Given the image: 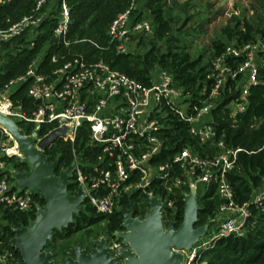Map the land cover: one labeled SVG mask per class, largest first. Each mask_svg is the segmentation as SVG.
Wrapping results in <instances>:
<instances>
[{
  "label": "built area",
  "instance_id": "built-area-1",
  "mask_svg": "<svg viewBox=\"0 0 264 264\" xmlns=\"http://www.w3.org/2000/svg\"><path fill=\"white\" fill-rule=\"evenodd\" d=\"M50 1L53 0H38L33 12L0 29V46L24 33L34 32L45 19L43 7ZM54 1L60 5L54 35L60 36L68 30L69 10L65 0ZM133 9L134 5L117 15L107 28L108 41L115 44L117 52H128L132 37L153 30L149 20L133 18ZM263 54L262 40L225 46L212 60L213 84L201 105L189 102L183 90L174 84L172 75L164 70L151 75L150 83L145 85L111 69L102 60L89 62L83 55H77L57 68L53 72L55 77L48 80L37 73L38 61L34 60L24 75L10 80L0 91L8 94L6 103L0 106V114L17 122L28 136L36 132L35 145L51 130L63 124L70 127V133L62 138L70 143L74 167L70 192L83 191L85 202L96 212L112 213L120 208L121 201L136 193L145 194L146 198L155 196L163 204L161 213L166 228L173 221L169 213L172 214L170 210L174 208L176 189L185 194L190 185H194L196 195H202L213 188L220 201L217 210L220 221L209 239H200L192 250L183 252V264H191L198 261L201 250L216 238L242 236L251 206H264V180L253 191L249 202L240 204L235 200L228 173L234 168L240 149L218 139L211 123L215 100L230 80L242 82V101L233 102L232 111L243 110L247 86L256 83L258 68L264 63ZM52 61H56L55 56ZM27 79L30 80L27 94L34 107L24 110L21 105L13 104L9 94ZM174 117L187 125L188 133L203 146L205 154L183 147L169 160L154 162L153 159L167 148L163 129L169 127ZM82 126L88 137L79 147L76 140ZM42 129L46 131L39 133ZM2 132L0 208L34 213L35 218L37 209L42 206L34 200L32 192L14 186L12 161H23V156L16 141L4 129ZM198 185H202L201 189ZM185 186L187 192L183 191ZM120 246L121 243L115 242L108 247L116 253ZM17 262L0 239V264Z\"/></svg>",
  "mask_w": 264,
  "mask_h": 264
},
{
  "label": "trees",
  "instance_id": "trees-1",
  "mask_svg": "<svg viewBox=\"0 0 264 264\" xmlns=\"http://www.w3.org/2000/svg\"><path fill=\"white\" fill-rule=\"evenodd\" d=\"M38 0H0V29L6 28L19 21L24 15L35 9ZM69 10L68 30L60 36L54 35L60 13L59 2L52 10L51 16L45 18L36 34L24 33L0 46V91L10 80L24 75L34 60L38 61L37 73L52 80L53 72L66 61L77 55H83L89 62L102 60L113 70L141 81L150 83L151 70L159 67L173 77L174 84L181 88L192 104L201 105L209 92L213 80L210 77V64L203 63L201 57H192L188 49L178 44H171L166 40L165 49L161 50L153 44L144 54H134L131 51L117 52L115 44L109 43L106 31L117 15L129 9L140 1L150 12L155 38L163 40L170 31L169 21L164 16L165 0H65ZM48 3V2H47ZM46 3V4H47ZM45 4V5H46ZM44 9V7H43ZM141 14L137 20L141 19ZM29 35V36H28ZM257 35L264 41V26L257 31ZM237 43L255 41L249 27L245 32H238ZM80 40V41H78ZM84 40V41H81ZM68 42V45H65ZM225 47L222 42L214 44L212 57L220 54ZM42 53V54H41ZM41 54V55H40ZM55 56L56 61H52ZM264 59V54H263ZM30 80L20 83L9 97L14 105H21L24 110L34 107L27 90ZM242 82L228 81L215 100L211 110V123L216 129L217 138L224 140L232 148L240 149L234 168L228 173V181L238 203L249 202L252 193L264 180V63L260 64L256 83L247 86L243 110L233 112L231 104L241 103L240 93ZM29 131V128L26 131ZM46 129L40 130L44 133ZM162 136L166 139L163 151L153 159L154 162H165L183 147H191L200 155L205 154L203 146L187 131V125L174 117L169 127L163 129ZM4 137L0 128V138ZM87 130L82 126L77 136V143L81 145L87 141ZM47 162L58 161V169L67 168L72 163L70 143L58 139L43 156ZM15 169L29 170V165L23 161L13 160ZM72 185L69 190H72ZM162 193V188L159 192ZM184 192L188 187L183 188ZM198 197V196H197ZM33 198L44 205L39 194L33 193ZM198 216H212L220 205L214 189L198 197ZM184 193L175 191L174 208L169 216L177 227L183 218ZM148 206L145 194L136 193L120 202V208L112 213H99L89 206L74 215V220L66 228L55 230L52 241L48 242L45 250L51 247L53 260H64L68 256L66 248L55 246V240H65L87 228L105 223L108 234L115 236L122 230L121 222L124 212L133 217L143 216ZM1 219L0 239L7 246L14 257V262L20 260L19 251L11 245L14 236L13 229L28 225L34 213L14 211L10 208H0ZM198 222V220H197ZM198 223H196L197 225ZM87 252L90 249H86ZM198 260H205L206 264H264V206H251V215L245 224L242 236L229 235L219 237L200 252Z\"/></svg>",
  "mask_w": 264,
  "mask_h": 264
},
{
  "label": "water",
  "instance_id": "water-1",
  "mask_svg": "<svg viewBox=\"0 0 264 264\" xmlns=\"http://www.w3.org/2000/svg\"><path fill=\"white\" fill-rule=\"evenodd\" d=\"M0 128L16 141L23 162L29 165V170H13L14 186L39 194L45 202L27 226L13 229L11 243L20 254L17 264H183V252L192 250L206 234L207 224L196 227L199 204L195 187L190 185L189 192L184 194L183 218L177 227L170 221L164 228L163 204L149 195V207L143 218L123 214L122 230L115 233L116 240L121 242L116 253L101 238L92 241L89 252L78 244L64 261L53 260L52 254L45 250L46 244L52 241L55 230L73 222L85 202L83 191L69 190L74 167L70 165L56 173L58 161L47 162L43 157L53 143L67 137L70 127L63 124L51 130L36 145V132L24 134L17 122L1 114Z\"/></svg>",
  "mask_w": 264,
  "mask_h": 264
},
{
  "label": "rangeland",
  "instance_id": "rangeland-1",
  "mask_svg": "<svg viewBox=\"0 0 264 264\" xmlns=\"http://www.w3.org/2000/svg\"><path fill=\"white\" fill-rule=\"evenodd\" d=\"M55 7H57L56 1L48 2L44 6L43 16L50 17ZM139 13L142 16L141 19L152 22L150 12L143 1L134 4L133 18L136 19ZM164 16L170 24V31L166 37L163 40H158L155 38L153 29L150 33L132 37L127 46L129 51L142 55L153 44L164 50L166 40L170 39L172 40L171 44L185 46L192 57H201L202 62L210 64L211 68L216 42H222L225 46L238 44L236 35L240 31L245 32L246 27H249L251 35H254L256 40H261L257 31L264 26V0H165ZM35 34L36 31L31 32L30 36H35ZM159 70H161L159 67H154L151 70V75H155ZM7 99L8 94L0 92V106L5 104ZM80 146H82L81 142H79ZM201 187L202 185H198V189ZM197 196L201 195L197 194ZM87 206L92 208L87 202L83 203L82 208L85 209ZM199 206H201V202H199ZM144 215L140 217H144ZM219 221L220 217L217 212L212 216L198 217L196 227L208 225V230L202 240L205 241L213 235ZM3 223L0 215V224ZM104 227L105 223L102 222L65 240H55V246L62 244L69 252L78 244L85 250L91 249L92 241L101 238L106 240L107 246H111L115 242L121 243L116 240L115 236L108 234ZM46 251L52 254L53 249L49 247ZM191 264H206V262L198 260Z\"/></svg>",
  "mask_w": 264,
  "mask_h": 264
}]
</instances>
